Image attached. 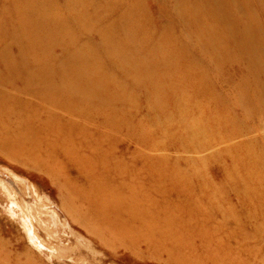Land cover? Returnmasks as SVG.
I'll return each mask as SVG.
<instances>
[{
    "label": "bare ground",
    "instance_id": "6f19581e",
    "mask_svg": "<svg viewBox=\"0 0 264 264\" xmlns=\"http://www.w3.org/2000/svg\"><path fill=\"white\" fill-rule=\"evenodd\" d=\"M166 1L173 23L142 29L120 0H59L62 17L49 15L53 0H0V148L63 175L72 217L134 254L252 264L263 250L264 264V134L231 140L264 129V0ZM257 190L250 218L224 208L229 192ZM246 222L263 230L246 235ZM0 264L23 263L0 245Z\"/></svg>",
    "mask_w": 264,
    "mask_h": 264
},
{
    "label": "rangeland",
    "instance_id": "374dc122",
    "mask_svg": "<svg viewBox=\"0 0 264 264\" xmlns=\"http://www.w3.org/2000/svg\"><path fill=\"white\" fill-rule=\"evenodd\" d=\"M58 1L53 0L55 5L51 7L49 15L62 17L63 14H66V12L61 11L59 8ZM116 1L119 2V0H113L115 8H117L118 4ZM120 1L128 2L135 8L132 9L133 12L127 21L128 24L130 23L129 25L138 23V26H142V29H150V26L157 27L160 24H164L165 21L173 23L171 21L172 13H168L170 11V3H167L166 0ZM94 2L97 10L100 5L109 3V0H94ZM81 5L72 8L73 11L71 9L69 12L77 14V10L82 7ZM111 14H115V12ZM259 18L262 20V13H259ZM135 21L138 22L135 23ZM93 37L95 38V35ZM213 76L214 79L217 78L218 73H214ZM215 82V89L217 90L219 86L218 79H215ZM219 87L223 88L222 86ZM261 126L254 128L251 132H244L238 136L235 135V137H231V140L237 141L246 137H250L252 140L259 139L264 134L263 124ZM218 145L198 152L186 150L174 151L170 148L155 150L152 153L159 154L163 152L178 154L179 156L207 155L209 151L217 148ZM4 150L5 148H0V245L2 251L10 255H16L18 260L23 264L26 262H28L27 264H158V261L162 262L165 259H150V255L145 250V247H141L140 251L134 254L133 251L135 250L109 241L108 235L102 230V227L94 224L91 220H88V223L92 231H88L79 219L72 217L71 213L74 210V204L65 205L60 199V196L67 201L70 198L64 191H60V186L57 182L63 179V175L60 174L58 178H55L51 174L44 173L32 163L30 164L28 159L27 162L20 164L15 160L9 159ZM209 160L206 162L209 169L207 174L211 179L218 181L221 179V173L218 166L214 164L215 162ZM250 193L229 192L224 197V208L226 209V206L230 208L231 204H233V208L246 206L248 210H246L245 215L246 218H250L252 214L260 212L259 207H263V191L257 190L255 194ZM254 198H257L258 201H254ZM79 207L83 211V206ZM241 213H244V211H241ZM217 216L219 215L215 212L210 217L217 218ZM261 221L263 223V220ZM259 223L261 222L250 224L246 222L248 225L245 226L247 230L245 234H251L254 237L252 231L257 225V228L260 230L257 229L256 231L260 234L262 223L260 226ZM250 230L251 233L249 232ZM253 237L247 238L245 242H251ZM261 241L260 246H263V239ZM249 242L246 243V246L249 244L248 246L251 247L253 244L251 242V245ZM258 253V257H255L251 261L254 262L252 264H263V259L260 258L263 250ZM165 261L167 264H173L167 259Z\"/></svg>",
    "mask_w": 264,
    "mask_h": 264
}]
</instances>
